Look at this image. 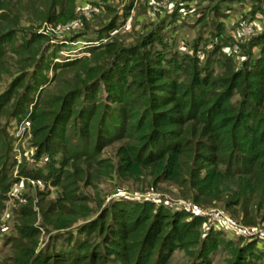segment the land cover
<instances>
[{
    "label": "trees",
    "instance_id": "obj_1",
    "mask_svg": "<svg viewBox=\"0 0 264 264\" xmlns=\"http://www.w3.org/2000/svg\"><path fill=\"white\" fill-rule=\"evenodd\" d=\"M76 1L0 0V68L8 65L10 78L0 94V144L5 143L1 120L25 118L31 160H48L42 166L22 162L9 179L7 155L0 154V214L9 187L19 178L57 189L53 200L38 191L35 199L25 196V204L11 211L13 236L5 243L10 255L0 256V264H165L174 250L199 264L218 245L231 247L240 264H249L255 242L238 249L221 242L220 232L203 229L200 216L135 198H107L101 209V199L91 201L79 191L102 181L151 192H161L163 185L194 206L216 203L243 226L264 221V33L258 53L251 52L253 43L239 46L238 69L221 46L201 50L202 65L196 46L191 56L158 51L148 58L140 49L152 43L150 35L138 46L123 47L116 38L92 43L86 55L52 64L46 61L48 41L55 36L39 31L43 26L54 29L78 20L89 30L94 22L89 31L101 39L115 30L129 6L116 11L111 0H90L93 10L86 18ZM211 1L185 3L199 21ZM222 1L210 8L224 17ZM179 9L170 11L172 26L185 18ZM47 65L67 78L62 73L46 81L40 72ZM100 82L116 96L109 93L105 114L93 124L97 114L91 98ZM30 94L36 101L27 112ZM113 144H118L114 159L98 157ZM73 229L83 238L74 237ZM55 232H66L62 246ZM41 233L49 242L35 254Z\"/></svg>",
    "mask_w": 264,
    "mask_h": 264
},
{
    "label": "rangeland",
    "instance_id": "obj_2",
    "mask_svg": "<svg viewBox=\"0 0 264 264\" xmlns=\"http://www.w3.org/2000/svg\"><path fill=\"white\" fill-rule=\"evenodd\" d=\"M112 3L116 4V11L121 10L120 8L128 6L127 14L121 15L116 21L115 30L110 33L109 36H101V39L91 31V25L94 26V22H90L89 30L82 29L80 21H72L63 25H59L54 29H50L49 26H43L41 30L43 32H49L54 35V38H50L48 44L50 46V51L47 54L46 61H52L51 63L68 61L72 58H80L82 55H86L84 52L90 44H97L100 41L105 42L111 39H115L123 47H130L132 45L138 46L141 43H146L147 36L153 37V41L150 45L143 46L140 52L146 51L148 53L147 57L154 58L153 53H158L160 51L177 53L179 55H193L194 47L196 46V56L200 57V64L206 63L201 50L210 51V49H219L224 55L230 56L232 58L233 69H238L241 67V51H239V46L244 45L247 49L248 43H253L254 46L251 48L252 53H258L261 46L262 37L264 33V0H223L220 4L223 9L221 11L224 17L215 13L210 8L212 4L217 3L220 0H213L209 4L208 8L203 11L201 18L197 21V14H193L189 7H192L188 3L189 0H111ZM162 2V5L156 9V11H151L149 5L152 3ZM90 0H77L76 5L80 11V15L87 18L90 12L93 10L89 6ZM95 3H99L98 0H94ZM185 4H182V3ZM110 2L109 6L112 5ZM206 3V1H205ZM204 3V4H205ZM182 4V5H181ZM179 9L180 13H183L185 17L184 20H175L172 26L169 14L173 8ZM189 11V12H188ZM185 13V14H184ZM226 13V14H225ZM121 14V13H120ZM214 19L220 20V30H217V25ZM241 22L245 25H250L253 27L252 33L249 35L242 34L239 31ZM169 23L168 25H166ZM167 26L169 28H167ZM218 33V34H217ZM94 34V35H92ZM82 35V36H81ZM264 36V35H263ZM66 37V38H64ZM75 37V38H74ZM100 37V36H99ZM67 39V40H64ZM66 41V42H65ZM89 41V42H84ZM92 41V42H91ZM91 42V43H90ZM57 45V47H56ZM224 45V46H222ZM5 48L9 47L7 44ZM55 48V52L52 49ZM218 51V53L220 52ZM159 52V53H160ZM246 52V51H245ZM167 53L165 55H168ZM214 57L219 58L217 53ZM6 64L2 65L0 68V79L2 78L4 82L0 80V94L8 85L10 78L6 76L5 71L7 70ZM221 70V69H220ZM65 71V70H64ZM181 72V71H180ZM41 76L45 77L46 81H49L53 76L57 77L65 72L54 70L47 65L41 72ZM65 78H67L64 75ZM55 86L53 83L49 86V91L53 92ZM19 93L20 90L18 89ZM112 94L116 96L115 92L106 85L105 82H100L96 88L91 102L96 108V116L90 120V123L95 124L99 117L105 114V104L107 102L108 95ZM30 104L25 106V111L30 112L32 103L36 101V96L34 94L28 95ZM44 99V98H43ZM117 105V104H116ZM78 104H74L73 109L76 112L78 109ZM6 108L11 107V102H9ZM11 110H9V113ZM73 115H71V118ZM70 118V119H71ZM23 119L10 120L7 115L1 120V126L4 127L3 134L5 143L0 144V154L6 153L8 158V167L6 169V175L9 179H14L17 176V167L22 163L26 162L28 165H38L42 166V163L47 162V157L41 156L38 161L34 164L31 160L33 150L29 148L28 144V130L27 123ZM118 148V144H113L111 147L103 148L98 157L101 158H113L114 153ZM13 162V163H12ZM10 163L12 166L9 167ZM134 178V177H133ZM116 181H102L94 188L86 187L79 191L82 195H87L91 201H95L96 198L103 201L102 206L107 205V198L113 199H124V198H135L143 200H151L156 203H161L170 209H183L188 211L194 216H200L203 219V229L206 230H216L220 232L219 240L221 242L227 241L231 242L234 248L243 247L247 242H255V254H252L253 260L249 259V264H264V241L259 240L257 237L254 239L244 238L235 235L232 231L225 229L217 225L216 218L219 216L227 217L233 220L240 226L248 229H255L259 234L264 235V221H258L255 226L246 227L240 224L237 218L232 217L226 210L219 207L214 202H210L208 205L204 206H194L187 199L181 198L173 188L160 186L161 192H151L149 190H136L141 188H130L131 183H126V185L117 184ZM128 184V185H127ZM128 186V187H127ZM134 186V185H133ZM47 192V200H53L57 195V189L52 188L46 183L40 181H32L26 178H19L11 184L9 190L6 194V201L4 202V208L0 214V256L6 257L10 255L8 251V246L5 245L6 239L13 236L11 229L13 225L11 211L25 204L24 197L28 196L35 199V194L37 192ZM90 207H94L90 204ZM100 209H95V214L99 213ZM94 214V215H95ZM219 215V216H218ZM79 225V224H78ZM75 226V229L78 227ZM72 230V232L75 231ZM74 237H81L83 235H78L75 232ZM257 234V235H259ZM53 236L60 235L56 238L58 246H62V240L67 237L66 232L53 233ZM48 236L41 233L36 245L34 246V253L42 252L48 245ZM224 245H218L213 247L211 253L207 255L206 258L201 260L199 264H240V259H236V255L230 252L231 247H223ZM194 258L192 256H187L182 251L174 250L171 252L169 258L165 264H192ZM106 264V263H105Z\"/></svg>",
    "mask_w": 264,
    "mask_h": 264
},
{
    "label": "built area",
    "instance_id": "obj_3",
    "mask_svg": "<svg viewBox=\"0 0 264 264\" xmlns=\"http://www.w3.org/2000/svg\"><path fill=\"white\" fill-rule=\"evenodd\" d=\"M160 5H162L161 1L159 3H152L149 5V7L151 11H156V9L160 7ZM239 26H240L239 31H241L242 34L249 35L253 31V27L250 25H245L244 22H241V25ZM216 221H217L218 226H221L225 229L232 231L237 236H241L246 239L247 238L254 239L257 237L259 240L264 241V235L259 234L255 229L244 228L240 226L239 224H237L236 222H234L233 220L228 219L227 217L225 218V217L219 216L216 218Z\"/></svg>",
    "mask_w": 264,
    "mask_h": 264
}]
</instances>
